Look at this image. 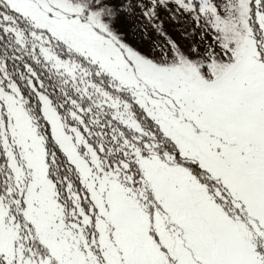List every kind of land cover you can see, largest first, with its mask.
Listing matches in <instances>:
<instances>
[{"label": "snow or ice", "instance_id": "snow-or-ice-1", "mask_svg": "<svg viewBox=\"0 0 264 264\" xmlns=\"http://www.w3.org/2000/svg\"><path fill=\"white\" fill-rule=\"evenodd\" d=\"M0 264H264V0H0Z\"/></svg>", "mask_w": 264, "mask_h": 264}]
</instances>
